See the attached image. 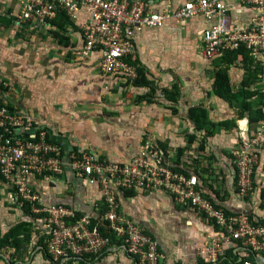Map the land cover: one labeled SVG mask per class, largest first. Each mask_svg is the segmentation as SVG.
<instances>
[{
	"label": "crops",
	"instance_id": "obj_1",
	"mask_svg": "<svg viewBox=\"0 0 264 264\" xmlns=\"http://www.w3.org/2000/svg\"><path fill=\"white\" fill-rule=\"evenodd\" d=\"M146 1L153 10L162 11L187 0ZM20 6V0H0V78L9 85L8 104L29 117L35 127H45L66 157L72 151L87 150L102 159L130 161L149 146L175 169L179 165L171 161L178 147L179 152L188 151L191 156L204 151L210 154L206 159L224 172L214 179L220 186L214 191L209 176L199 168L189 171L199 174L206 194L227 211L260 213L264 218V205L259 206L255 196L244 201L236 192L234 179L238 127L246 121L254 127L261 121L249 120L243 98L255 86L244 83L246 72L240 60L228 69V63L219 58H204L207 23L202 16L185 22L168 19L161 27L135 35L134 65L142 67L145 80L151 83L136 86L124 76L104 75L99 54L82 53L81 20L60 21L59 26L55 18L47 27L34 23L19 26ZM249 15L240 6L231 11L242 25ZM80 16L84 17L85 11ZM212 65H219V72L228 69L229 88L239 95L237 99L227 100L216 93L219 72L213 74ZM211 73L213 79L208 78ZM252 100L258 107L256 99ZM200 138L207 141L197 148ZM256 174L262 189L264 139ZM34 189L42 203L73 205L79 213L97 211L103 202L99 184L77 176L69 164L64 174L35 180ZM118 200L121 210L159 241L158 264H204L198 251L220 229L210 219L179 204L163 189L136 191L129 196L120 193ZM22 213L12 200L10 187L0 179V231L23 219ZM33 229L37 236L32 244L26 242L29 250L13 262L0 252V264H56L38 248L44 239L36 226ZM68 264H134V260L124 249L115 248L92 260Z\"/></svg>",
	"mask_w": 264,
	"mask_h": 264
},
{
	"label": "built area",
	"instance_id": "obj_2",
	"mask_svg": "<svg viewBox=\"0 0 264 264\" xmlns=\"http://www.w3.org/2000/svg\"><path fill=\"white\" fill-rule=\"evenodd\" d=\"M20 5L19 26L47 27L61 12L72 22L81 20L82 53L99 54L104 75L129 80L137 77V33L161 27L168 19L185 22L202 16L207 23L204 58L214 60L244 49L258 69L254 91L262 94L264 113V0H187L162 11L153 10L146 0H20ZM236 6L250 14L244 25L231 16ZM243 59L240 54L239 60ZM8 88L0 78V179L10 187L12 200L21 211L28 203L38 215L34 224L45 244L38 248L54 263L88 261L122 248L134 264H158L159 241L121 210L118 195L131 189H163L220 228L198 251L204 264H264V218L260 213L225 210L206 194L197 172L174 169L149 146L130 161H110L79 150L66 157L45 127H35L29 117L8 104ZM239 130L240 140L233 148L236 192L242 199L255 196L261 206L262 185L257 183L256 173L261 165L264 118L254 127L246 121ZM68 164L77 176L99 184L103 202L97 211L79 213L73 205L40 201L35 180L64 174ZM22 216L31 219L24 212Z\"/></svg>",
	"mask_w": 264,
	"mask_h": 264
},
{
	"label": "trees",
	"instance_id": "obj_3",
	"mask_svg": "<svg viewBox=\"0 0 264 264\" xmlns=\"http://www.w3.org/2000/svg\"><path fill=\"white\" fill-rule=\"evenodd\" d=\"M56 24H59L60 21H70L69 18L67 17V15L64 12L58 13ZM59 26H61L59 24ZM243 54L244 59L242 61V64L244 66V69L246 72H248L245 76V84H251V86H255L256 82L258 81V69H253L251 71V67H252V61L248 55V53L244 50V49H240L238 51H230V52H226L225 54H223V56L219 57V59H221V62L223 63H228V69L231 68V66L233 64L236 63L237 60H239V55ZM137 68V77L135 79H131V81H133V84L136 86H150L151 83L148 82L147 80H145V73H143L142 67L135 65ZM228 69H225L224 71H221L219 73H217V83H216V93L220 96H223L224 98H226L227 100L230 99H237L239 97V95H234L231 91V89L229 88V77L227 75V71ZM249 71H248V70ZM243 93H240V95ZM253 96L256 99L257 102V106H258V112L255 116H251L249 119L251 122H257L260 121L264 118V113L261 109V104H262V94L260 93V91L256 90L253 91ZM248 111V109H246ZM51 140H53L52 138H50ZM177 170L182 169L187 173H190L188 171L187 168L185 167H176ZM175 168V169H176ZM136 191L131 189V190H124L123 194L125 196H129L132 194H135ZM263 197V194H262ZM264 199V198H263ZM22 211L26 214V215H30L31 219L29 218V220L27 218H23L20 221H18L17 223L14 224V226L10 227L9 229L5 230L4 232L0 231V248L8 246V247H14V253H12V256L16 257H22L23 254H25V252H27V250H29V244L26 245L25 240H28V236H29V232L33 231V228L35 227L34 221L35 218L38 216L37 214L32 213L29 204L26 203L23 207H22ZM25 237V238H24ZM27 237V238H26ZM25 239V240H24ZM42 242V241H41ZM40 244L44 247L45 244L42 242ZM25 243V244H24ZM119 242H117L116 244H118Z\"/></svg>",
	"mask_w": 264,
	"mask_h": 264
},
{
	"label": "rangeland",
	"instance_id": "obj_4",
	"mask_svg": "<svg viewBox=\"0 0 264 264\" xmlns=\"http://www.w3.org/2000/svg\"><path fill=\"white\" fill-rule=\"evenodd\" d=\"M211 65V64H209ZM211 67H213V74L214 72L218 71L219 72V65H212L210 66V70H211ZM227 67V66H226ZM225 67V68H226ZM244 68V66H242ZM216 68V69H214ZM252 68L254 69V67L252 66L251 67V71H252ZM215 70V71H214ZM245 70V69H244ZM248 70V69H247ZM212 71V70H211ZM249 71V70H248ZM246 72V71H245ZM248 72H246L247 74ZM245 74V75H246ZM208 78H212L213 79V76H212V73L208 76ZM252 87V86H251ZM254 87V86H253ZM253 91L251 90V92H247L246 95H243V98H245L246 100V103H247V109L248 111L246 110V115L247 117H251V116H255L257 114V110H258V107H256V104L254 102V100L252 99H255V97L253 96ZM253 103L255 104V108H254V105ZM245 110V109H243ZM202 121H205V118H202ZM200 125H203V123H200ZM238 132H240L239 130V127H238ZM240 140V139H239ZM238 140V141H239ZM192 141V139H191ZM206 141L207 139L206 138H200L198 141H197V145L199 147H203L205 146L206 144ZM238 144V142L235 144V146ZM179 148L181 147H178V151L176 152V157L172 158V161L171 162H174V164L176 163L177 165H179L178 167L182 168V167H185L188 169V171H192L191 169H195L197 170V168H199L200 172L206 176H209L208 178L210 179V182L212 184V189L214 191H216V189H220V186H218V182L216 183L214 179L218 178V175H223V171L219 168L218 164L217 163H214L211 161H209L208 159H206V157H210V154H208V156L204 153V151H200L201 153L197 156H191L190 153L191 152H188V151H181L179 152ZM87 153L89 154H93L95 155L93 152H89L86 150ZM189 154V155H188ZM138 155V154H137ZM96 156V155H95ZM136 155H134L135 157ZM197 166V167H196ZM218 166V167H217ZM179 170H182V169H179ZM184 171V170H182ZM234 174L236 175V177L234 179L237 180L238 178V175L236 174V170L234 172ZM263 178H264V175H262V181H263ZM214 183V184H213ZM210 188V189H211ZM211 189V190H212ZM262 194H263V197H262ZM261 198H262V204L261 205H264V187L261 189V194H260ZM252 199L251 197H247L245 198L244 200H249ZM29 236H28V240H25V242L32 244L34 242V239H36V236H37V230L36 229H33V231L29 232ZM25 238V237H24ZM25 244V243H24ZM34 248H36V244H34ZM8 249H11V253H10V250ZM12 250H14V247H8V246H5V247H2L0 248V252H3L4 253V257L7 259V260H10L11 262H13V260H16V259H19V258H15L14 256H12V253H14ZM8 252V253H7ZM31 252V251H30ZM11 254V255H10Z\"/></svg>",
	"mask_w": 264,
	"mask_h": 264
}]
</instances>
